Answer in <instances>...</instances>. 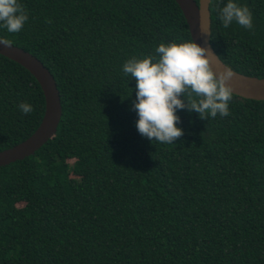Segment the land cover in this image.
<instances>
[{"label": "trees", "instance_id": "obj_1", "mask_svg": "<svg viewBox=\"0 0 264 264\" xmlns=\"http://www.w3.org/2000/svg\"><path fill=\"white\" fill-rule=\"evenodd\" d=\"M18 2L28 21L15 34L0 24V37L50 70L63 114L35 154L0 167V264H264V101L234 95L229 116L207 120L179 110L173 144L136 128V81L122 67L192 40L177 2ZM227 2H210L211 44L231 69L264 78V0H233L252 30L222 26ZM44 112L36 78L0 54V152Z\"/></svg>", "mask_w": 264, "mask_h": 264}, {"label": "clouds", "instance_id": "obj_2", "mask_svg": "<svg viewBox=\"0 0 264 264\" xmlns=\"http://www.w3.org/2000/svg\"><path fill=\"white\" fill-rule=\"evenodd\" d=\"M218 10L225 29L233 22L245 29H253V13L247 5L228 0L225 6H218ZM200 12V32L208 35L209 29L203 23L205 9L201 8ZM28 19L25 7L18 0H0V24L7 32L19 33ZM0 44L10 46L11 41L0 39ZM155 53L142 59L133 56L122 67L123 73L136 81L132 110L138 115L136 128L142 137L161 144H173L184 135L183 129L177 126L181 123L177 115L179 110L195 112L202 120L231 114L229 104L235 92L232 81L236 74L230 67L221 66L220 58L208 48L188 40L160 43ZM19 108L26 115L34 110L28 103H21Z\"/></svg>", "mask_w": 264, "mask_h": 264}, {"label": "water", "instance_id": "obj_3", "mask_svg": "<svg viewBox=\"0 0 264 264\" xmlns=\"http://www.w3.org/2000/svg\"><path fill=\"white\" fill-rule=\"evenodd\" d=\"M175 1L185 16L192 40L208 48L216 57H219L211 44V0H199L198 2L196 0ZM201 8L205 9L206 15L203 18V23L209 29L208 35H202L200 32L202 23ZM0 39L3 38L0 37ZM0 54L28 70L39 82L45 97V112L37 130L23 142L0 152V167H3L23 160L43 147L57 133L63 109L57 82L41 60L12 43L10 46L0 44ZM213 59L214 63L219 65V62L215 58ZM220 63L221 66H227L221 59ZM233 71L236 74L235 79L232 81V86L235 90L234 95L246 99L264 101V78L247 76L235 70Z\"/></svg>", "mask_w": 264, "mask_h": 264}]
</instances>
